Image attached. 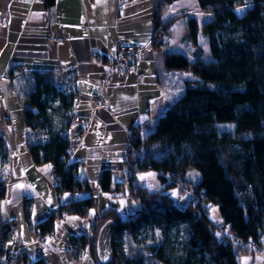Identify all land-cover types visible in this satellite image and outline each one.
I'll return each instance as SVG.
<instances>
[{
    "label": "trees",
    "instance_id": "1",
    "mask_svg": "<svg viewBox=\"0 0 264 264\" xmlns=\"http://www.w3.org/2000/svg\"><path fill=\"white\" fill-rule=\"evenodd\" d=\"M179 1L153 0L154 29L162 26L170 37L174 20L167 21V13ZM195 2L198 10L211 18L202 26L196 18L188 19L185 41L189 51L167 52L163 72L175 75L157 76L159 83L167 80L180 94L157 119L152 132L135 128L129 133L133 169L115 187L117 192L125 189L141 205V212L123 219L116 210L105 209L96 217L90 243L93 264H104L98 259L96 241L107 221L115 223V235L135 230L143 222L153 223L164 232L177 223L184 224L187 241L180 255L160 241L151 253L158 264H236L234 254H253L250 242L264 238V0ZM45 5L52 8L54 0H45ZM200 27L207 43L206 60L199 46ZM25 100L29 106L24 114L29 133L26 148L33 163L51 166L61 179L55 187L61 193L82 192L86 181L76 176L77 165L69 162L72 144L68 137L59 138L70 126L73 95L61 85L56 87L53 79L39 76ZM7 164L8 152L0 136V169L5 170ZM192 170L197 178L191 175ZM147 171L158 175L163 186L160 191L141 188L134 182L137 172ZM112 175L111 170L100 174L98 185L104 194L112 192ZM175 188L181 195L190 193L181 207L169 193ZM227 192L240 201L246 221L231 215ZM4 196L5 183L0 180V264H9L3 260L10 240V223L1 215ZM30 206L25 202L26 219ZM93 206L89 197L71 200L61 209L66 215L87 218ZM213 209L218 210L221 225L211 219ZM52 221L49 218L41 224L42 231H50ZM84 243L83 237L71 240L68 255L75 261ZM20 261L26 264L23 256ZM130 261L121 260L113 240L112 259L106 264ZM138 262L143 263V255Z\"/></svg>",
    "mask_w": 264,
    "mask_h": 264
},
{
    "label": "crops",
    "instance_id": "2",
    "mask_svg": "<svg viewBox=\"0 0 264 264\" xmlns=\"http://www.w3.org/2000/svg\"><path fill=\"white\" fill-rule=\"evenodd\" d=\"M176 4L167 13L166 20H174L171 34L190 13L172 12ZM154 30L153 0H54L52 8L46 7L45 0H0V136L8 152L5 173L0 172L5 183L1 215L4 222L14 223L15 237L9 246H25L26 264H93L90 243L96 217L105 209L116 210L123 219L141 212V205L125 189L115 190L119 173L126 172L129 133L135 128L152 132L157 119L180 94L167 80L158 82V75L175 74L163 72L170 41L163 49L153 47ZM185 36L186 32L178 40V52L190 48ZM118 38L141 49L137 75L109 76L107 64ZM18 66L24 67V74L12 77V69ZM69 70L77 75L75 89L82 99L78 113L89 124L81 141L72 145L69 162L77 165L76 176L86 181V187L79 193L57 195L51 166L35 165L27 151L24 114L29 106L25 99L37 77L64 78ZM92 96L106 100L107 107L94 108L89 101ZM103 170L113 171L109 194L98 185ZM134 182L150 191L163 187L152 171L137 172ZM89 197L94 206L87 218L52 214L71 200ZM27 201L31 205L28 219L24 214ZM49 218L53 219L52 237L46 238L49 231H42L41 224ZM80 237L85 243L75 261L68 251L71 240ZM256 242L257 251L237 255L236 264H264V238Z\"/></svg>",
    "mask_w": 264,
    "mask_h": 264
},
{
    "label": "rangeland",
    "instance_id": "3",
    "mask_svg": "<svg viewBox=\"0 0 264 264\" xmlns=\"http://www.w3.org/2000/svg\"><path fill=\"white\" fill-rule=\"evenodd\" d=\"M176 5L177 6L172 8V12L174 10L176 11L184 10L190 13L188 16L185 17L184 22L183 21L178 22L173 27V32L169 40L170 45L165 47V51H164L165 53L175 52V51L178 52L177 51L178 50L177 49L178 40L182 36V34L186 32L188 19H190L191 17H194L197 19V21L201 25V23L203 24L205 21H207V19L205 18L210 16V15L208 16L204 15V13L200 12L198 8H196L197 5H196L195 0H184V1L178 2V4ZM199 31H200L198 34L199 46L203 49L202 56H203V59L206 60V59H209L206 38L202 34L201 27ZM153 47L159 48L157 46H153ZM159 49H163V48H159ZM188 51H185V52H188ZM16 124H17V121H16ZM225 127L228 128L227 126ZM3 170L4 169H0V172H2V174L5 173V170L4 171ZM190 173L193 177L195 178L198 177L196 171L192 170ZM53 182H55L54 178H53ZM160 185H157V186H160ZM158 188H160L161 190L162 187H158ZM179 190L180 189L175 188V189L170 190L169 193L175 200L177 206L181 207L187 202L188 198L190 197V193L184 190L186 191V193L184 195H181L179 194ZM226 201L230 208L231 215L240 216L246 221V217L244 216V213L242 211V205L240 204V201H238V199L233 193L232 194L230 192L226 193ZM210 217L214 221L215 224H218V225L222 224V220L220 219L219 212L217 209L211 210ZM114 241L116 244V250L122 261L131 260L129 264H139L138 262L139 256L143 255L142 264H158L157 260L152 256L151 253H153V251L157 249L160 241L163 242L166 248L167 247L173 248L174 250H176L177 255H180L181 253L180 249L182 247V244L185 241H187V230L184 224L177 223L174 226H172L168 231L164 232L160 229L154 228L153 223L143 222V223H140L135 230H123L120 233H117L114 236ZM236 257L237 255L234 254V260Z\"/></svg>",
    "mask_w": 264,
    "mask_h": 264
},
{
    "label": "built area",
    "instance_id": "4",
    "mask_svg": "<svg viewBox=\"0 0 264 264\" xmlns=\"http://www.w3.org/2000/svg\"><path fill=\"white\" fill-rule=\"evenodd\" d=\"M170 37L168 33L163 29L162 26L155 29L151 35L150 43L152 46H157L159 48H164L169 43ZM141 49L139 47L127 44L122 38H118L113 47V56L110 59L109 63L107 64L109 76L112 78L114 75L117 76H125L127 74L137 75L139 73L138 69V56ZM24 74V67L18 66L11 71L12 77H19ZM76 72L74 70H69L66 77L62 78L59 77L57 79H53L54 85L59 86L61 85L67 92L73 95L72 105L70 108V115H71V122L66 133H60L59 138L64 139L68 137L71 144L79 143L88 128V123H86L85 119L78 113V109L82 102L81 97L76 93L75 89V81H76ZM89 101L93 105L94 108L105 109L107 107V101L101 99L99 96H92L90 97ZM81 127V130H76L77 128ZM45 142H48V138H44ZM70 158L73 155V146L70 150ZM133 153V147L130 141V135L128 137L127 143V151H126V172H124L123 176L119 173V182L117 184L122 183L127 173H131L132 171V161H130L131 154ZM70 160V159H69ZM54 178L55 187H58L61 179L60 177L53 172L52 174ZM57 195H60L61 192L56 190ZM54 216H64L65 212L59 208L55 209L52 213ZM10 240L6 244L5 247V255L3 260L5 262H9V264H23L20 261L21 257L23 256L22 252L25 248L24 245H19L17 249L10 248L9 244L14 240V223H10ZM52 233L49 231L46 235V238H51ZM43 239V238H42ZM75 240V239H73ZM72 240V241H73ZM74 245V244H73ZM242 245V243H239ZM259 245L256 241L250 242L249 249L255 252L258 249Z\"/></svg>",
    "mask_w": 264,
    "mask_h": 264
},
{
    "label": "water",
    "instance_id": "5",
    "mask_svg": "<svg viewBox=\"0 0 264 264\" xmlns=\"http://www.w3.org/2000/svg\"><path fill=\"white\" fill-rule=\"evenodd\" d=\"M116 225L113 221L105 222L100 228L96 241V253L100 262H110L113 255V238Z\"/></svg>",
    "mask_w": 264,
    "mask_h": 264
}]
</instances>
